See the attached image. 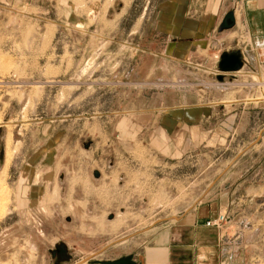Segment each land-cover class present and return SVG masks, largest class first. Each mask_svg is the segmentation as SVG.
Here are the masks:
<instances>
[{"label": "rangeland", "instance_id": "1", "mask_svg": "<svg viewBox=\"0 0 264 264\" xmlns=\"http://www.w3.org/2000/svg\"><path fill=\"white\" fill-rule=\"evenodd\" d=\"M162 2L0 0V264H126L243 155L237 173L257 170L258 131L185 156L141 125L180 86L152 32ZM125 181L134 199L109 195Z\"/></svg>", "mask_w": 264, "mask_h": 264}, {"label": "crops", "instance_id": "2", "mask_svg": "<svg viewBox=\"0 0 264 264\" xmlns=\"http://www.w3.org/2000/svg\"><path fill=\"white\" fill-rule=\"evenodd\" d=\"M236 4L240 11L235 15ZM152 32L165 40L163 60L181 68L180 86L173 99L162 94L167 110L163 117L147 115L148 124H141L145 130L178 135L181 144L168 145V151L185 156L206 142L245 136L248 130L263 136L257 170L237 173L241 162H247L243 155L203 202L175 223L152 230L139 250L121 259L126 264H264V0H163ZM234 52L243 55V70L221 73L216 56ZM126 162H112L111 167L127 174L133 167L121 165ZM98 179L95 184L101 187L103 178ZM126 183L109 195L134 199ZM105 185L109 188L111 182ZM223 213L229 223L207 226Z\"/></svg>", "mask_w": 264, "mask_h": 264}, {"label": "water", "instance_id": "3", "mask_svg": "<svg viewBox=\"0 0 264 264\" xmlns=\"http://www.w3.org/2000/svg\"><path fill=\"white\" fill-rule=\"evenodd\" d=\"M227 25L230 27L232 25V21L228 20ZM218 67L220 72L223 74L239 73L244 68L243 55L240 52L224 53L221 56Z\"/></svg>", "mask_w": 264, "mask_h": 264}, {"label": "built area", "instance_id": "4", "mask_svg": "<svg viewBox=\"0 0 264 264\" xmlns=\"http://www.w3.org/2000/svg\"><path fill=\"white\" fill-rule=\"evenodd\" d=\"M239 11H240V5L239 4H236L235 5V11H234L235 12V15L237 13H239ZM215 59H216L217 63L220 62V56H216ZM229 222H230L229 216L227 215V213H225V214H220L217 219H215L213 221H209L207 223V226L208 227H218V228H222V227H224L225 224H227Z\"/></svg>", "mask_w": 264, "mask_h": 264}, {"label": "flooded vegetation", "instance_id": "5", "mask_svg": "<svg viewBox=\"0 0 264 264\" xmlns=\"http://www.w3.org/2000/svg\"><path fill=\"white\" fill-rule=\"evenodd\" d=\"M57 254L61 253V250L60 249H57L56 250Z\"/></svg>", "mask_w": 264, "mask_h": 264}, {"label": "bare ground", "instance_id": "6", "mask_svg": "<svg viewBox=\"0 0 264 264\" xmlns=\"http://www.w3.org/2000/svg\"><path fill=\"white\" fill-rule=\"evenodd\" d=\"M25 176V175H24Z\"/></svg>", "mask_w": 264, "mask_h": 264}]
</instances>
